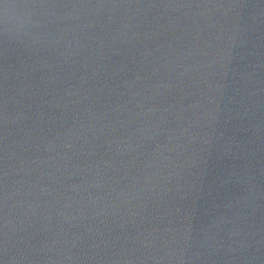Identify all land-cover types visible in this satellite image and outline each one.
I'll return each instance as SVG.
<instances>
[{"label":"water","instance_id":"1","mask_svg":"<svg viewBox=\"0 0 264 264\" xmlns=\"http://www.w3.org/2000/svg\"><path fill=\"white\" fill-rule=\"evenodd\" d=\"M0 264H264V0H0Z\"/></svg>","mask_w":264,"mask_h":264},{"label":"clouds","instance_id":"2","mask_svg":"<svg viewBox=\"0 0 264 264\" xmlns=\"http://www.w3.org/2000/svg\"><path fill=\"white\" fill-rule=\"evenodd\" d=\"M9 7H11V6L8 5V4H6V6H5V11H6V12H7V9H8Z\"/></svg>","mask_w":264,"mask_h":264}]
</instances>
